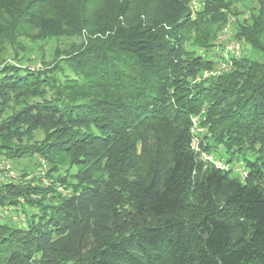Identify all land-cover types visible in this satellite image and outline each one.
<instances>
[{"label": "trees", "instance_id": "obj_1", "mask_svg": "<svg viewBox=\"0 0 264 264\" xmlns=\"http://www.w3.org/2000/svg\"><path fill=\"white\" fill-rule=\"evenodd\" d=\"M255 1L240 21L233 0H0V46L25 28L98 34L58 59L62 80L0 68V159L37 157L52 181L0 180V210L31 209L23 226L0 222V264H264V0ZM232 16L261 61L243 56L197 81L217 63L199 52ZM36 133L42 140L28 143ZM235 157L242 178L226 167Z\"/></svg>", "mask_w": 264, "mask_h": 264}, {"label": "rangeland", "instance_id": "obj_2", "mask_svg": "<svg viewBox=\"0 0 264 264\" xmlns=\"http://www.w3.org/2000/svg\"><path fill=\"white\" fill-rule=\"evenodd\" d=\"M197 7L199 6L195 1V8ZM257 8L258 5L255 0H233V4L231 7L233 13L237 14L240 21L251 17L252 14L256 12ZM228 20L229 21L224 26H222L220 30H216V37L213 41L210 42V44H212V50L204 49L201 51L198 49H193V47L191 46L192 42H188L186 45L189 50L193 49V51H201L199 52L201 55L209 53L206 55V58H211L212 56L214 59H217L218 63V61L222 59L226 50V46L228 44L230 45L234 42L239 44L240 50L238 51V54H228V57L234 56L236 58H230V69L226 72H223L222 74L227 73L233 69L234 59H239L243 56H247L250 60L261 61L262 58L261 54L251 49L244 40L237 38L235 28L236 18L232 16ZM44 32L46 31H42L40 29L25 28L21 31L20 34H18V36L16 35L15 37H13L11 43L8 40H4L3 46H0V59H2V62H0V68H2L4 65H13L27 69L30 73L47 71L48 69H50L48 70L51 72L50 74H48L50 77L61 78L62 80L64 75L69 72L67 71L65 62L62 63L61 61H58V59H60L62 55L70 52L72 48H78L79 46L82 47L89 41H95L98 35H94L88 31H85L81 34V36L70 37L66 35H60L57 38H51L49 36H45ZM219 37H223V40L221 41ZM191 38L193 40V36ZM217 63L213 68L206 71H213L217 69L215 68L217 67ZM56 66H59V68L55 69ZM202 75L198 77L197 81H203L213 77L211 76L209 78H202ZM68 77L76 79L78 81L80 80L73 74L68 75ZM41 140L42 135L40 133H36L33 137H31V141H29L28 143L33 144ZM221 152L222 151L219 150L218 153H215L214 156L221 154ZM246 158L247 160H253L250 155H247ZM39 162L40 163L38 165L37 157L11 161L0 159V180L7 179V181H25L28 183H32L31 181L35 180L34 184L48 188L52 185V181H48V179L45 177V173L46 171H48L47 163L43 160ZM6 167L9 168L7 169ZM226 167L232 171L233 176L239 178L243 177L244 171L246 169L245 162L241 157L233 158L230 163L226 164ZM23 171L28 173V175L24 178L21 177ZM75 172L76 169L72 167L70 170V174H74ZM29 210L31 209L26 206L18 208L16 210H0V222L10 221L15 225L23 226L25 225L24 218L26 216V212L28 214Z\"/></svg>", "mask_w": 264, "mask_h": 264}, {"label": "built area", "instance_id": "obj_3", "mask_svg": "<svg viewBox=\"0 0 264 264\" xmlns=\"http://www.w3.org/2000/svg\"><path fill=\"white\" fill-rule=\"evenodd\" d=\"M195 5V3H193ZM226 32V30H225ZM219 39L222 41L223 40V37H219ZM240 50V46L239 44L237 43H231L230 45L228 44L226 46V50L224 52V55L222 57V59L220 61H218L217 63V69L213 70V71H204L203 72V75H202V78H209L211 76L215 77V76H218V75H221L223 72H226L227 70L230 69V58H236L234 56H229L228 57V54L229 53H233V54H238V51ZM195 122V120H193V123ZM205 159L207 160H210L211 158L210 157H205ZM217 164L218 166H220V163H215ZM7 169L9 167H6ZM11 174V173H10ZM57 190L60 192V193H64V188L63 186H57Z\"/></svg>", "mask_w": 264, "mask_h": 264}]
</instances>
